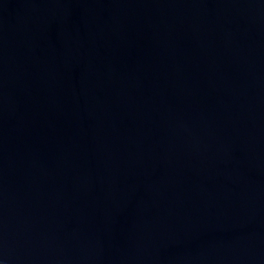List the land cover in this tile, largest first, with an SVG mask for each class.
I'll return each instance as SVG.
<instances>
[{
  "label": "water",
  "instance_id": "water-1",
  "mask_svg": "<svg viewBox=\"0 0 264 264\" xmlns=\"http://www.w3.org/2000/svg\"><path fill=\"white\" fill-rule=\"evenodd\" d=\"M2 264H264V0H0Z\"/></svg>",
  "mask_w": 264,
  "mask_h": 264
},
{
  "label": "clouds",
  "instance_id": "clouds-1",
  "mask_svg": "<svg viewBox=\"0 0 264 264\" xmlns=\"http://www.w3.org/2000/svg\"><path fill=\"white\" fill-rule=\"evenodd\" d=\"M0 264H2V262H0Z\"/></svg>",
  "mask_w": 264,
  "mask_h": 264
}]
</instances>
